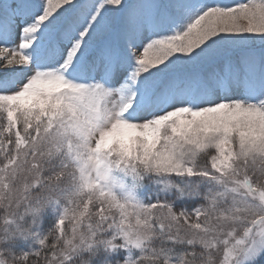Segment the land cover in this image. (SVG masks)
<instances>
[{
	"label": "snow or ice",
	"instance_id": "obj_1",
	"mask_svg": "<svg viewBox=\"0 0 264 264\" xmlns=\"http://www.w3.org/2000/svg\"><path fill=\"white\" fill-rule=\"evenodd\" d=\"M0 264H264V0H0Z\"/></svg>",
	"mask_w": 264,
	"mask_h": 264
},
{
	"label": "rangeland",
	"instance_id": "obj_2",
	"mask_svg": "<svg viewBox=\"0 0 264 264\" xmlns=\"http://www.w3.org/2000/svg\"><path fill=\"white\" fill-rule=\"evenodd\" d=\"M226 2H228V0H226Z\"/></svg>",
	"mask_w": 264,
	"mask_h": 264
}]
</instances>
